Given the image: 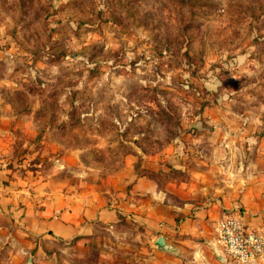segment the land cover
<instances>
[{"label":"rangeland","instance_id":"1","mask_svg":"<svg viewBox=\"0 0 264 264\" xmlns=\"http://www.w3.org/2000/svg\"><path fill=\"white\" fill-rule=\"evenodd\" d=\"M224 129L264 135V0H0V147L26 180L79 189ZM147 237L124 216L81 239L15 233L0 264H147Z\"/></svg>","mask_w":264,"mask_h":264},{"label":"crops","instance_id":"2","mask_svg":"<svg viewBox=\"0 0 264 264\" xmlns=\"http://www.w3.org/2000/svg\"><path fill=\"white\" fill-rule=\"evenodd\" d=\"M252 132L187 134L188 143L177 146L176 157L165 155L169 164L150 162L145 152L135 150L105 179L80 174L75 179L79 189L68 177L56 186V177L48 179L40 170L26 180L27 170L10 166L7 146H1L0 236L81 239L124 216L148 236L147 264H227L216 241L219 220L238 214L248 226H264V135ZM140 154L144 161L138 162ZM169 169L179 177L170 178ZM158 236L175 252L158 250Z\"/></svg>","mask_w":264,"mask_h":264},{"label":"built area","instance_id":"3","mask_svg":"<svg viewBox=\"0 0 264 264\" xmlns=\"http://www.w3.org/2000/svg\"><path fill=\"white\" fill-rule=\"evenodd\" d=\"M216 241L227 264H264V226L228 214L217 224Z\"/></svg>","mask_w":264,"mask_h":264},{"label":"water","instance_id":"4","mask_svg":"<svg viewBox=\"0 0 264 264\" xmlns=\"http://www.w3.org/2000/svg\"><path fill=\"white\" fill-rule=\"evenodd\" d=\"M154 245L158 250L161 251H170V252H175V247L168 243L164 237L162 236H158L155 241H154ZM28 262L30 263V260H28Z\"/></svg>","mask_w":264,"mask_h":264}]
</instances>
